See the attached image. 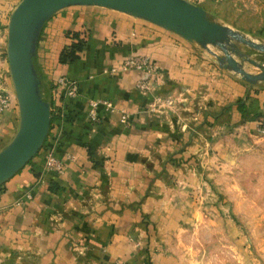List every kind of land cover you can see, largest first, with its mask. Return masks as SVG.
Listing matches in <instances>:
<instances>
[{"label":"crops","instance_id":"1","mask_svg":"<svg viewBox=\"0 0 264 264\" xmlns=\"http://www.w3.org/2000/svg\"><path fill=\"white\" fill-rule=\"evenodd\" d=\"M186 1L209 16L206 5L220 0ZM14 7L0 0L5 44ZM73 32H85V48L74 63L60 64ZM131 55L154 63L155 94L177 96L174 109L153 113L150 98L135 87L139 73L111 72ZM35 66L43 93L61 110L41 153L0 188V264H143L147 256L152 264H180L173 238L199 224L201 207L186 194L205 185V165L215 159L213 140L228 129L255 131L257 125L242 120L235 106L226 113V127L211 115L239 99L250 117H264V88L246 95L250 86L231 76L217 78L229 75L203 58L199 45L99 7L56 12L40 33ZM60 76L76 81L75 98L64 99L56 90ZM102 99L113 109L100 106L99 121L92 124L89 102ZM121 112L129 117L126 127ZM17 127L15 108L0 116V150ZM45 153L65 162L64 173L43 169Z\"/></svg>","mask_w":264,"mask_h":264},{"label":"rangeland","instance_id":"2","mask_svg":"<svg viewBox=\"0 0 264 264\" xmlns=\"http://www.w3.org/2000/svg\"><path fill=\"white\" fill-rule=\"evenodd\" d=\"M19 2L11 0V8ZM206 7L210 19L225 23L248 38L264 43V0H220L210 2ZM6 45L0 34V91H5L14 102L16 98L9 76ZM238 48L248 59L264 67V55L242 45ZM210 49L222 55L218 49ZM202 55L217 65L214 56L203 48ZM235 58L247 72H260V68L245 59ZM225 73L229 76L219 73L217 78L225 80L231 76L242 85H248L239 75L231 71ZM6 81L11 85L9 89ZM262 88L264 82L250 86L246 95L261 91ZM12 108L18 110L15 102ZM252 118L247 117L255 122L263 117ZM218 123L225 127L231 125L230 114H223ZM222 135L213 140L215 159L205 165L209 169L206 170V176L203 174L202 182L205 185L201 192L194 193L192 190L186 194V200L198 203L201 213L197 226L187 225L188 232L184 237L173 238L180 264H264V133L259 134L256 128L255 131L243 128L236 133L228 129ZM180 213L181 210H178L174 216L178 217ZM142 260L143 264H152L150 256Z\"/></svg>","mask_w":264,"mask_h":264},{"label":"water","instance_id":"3","mask_svg":"<svg viewBox=\"0 0 264 264\" xmlns=\"http://www.w3.org/2000/svg\"><path fill=\"white\" fill-rule=\"evenodd\" d=\"M74 6L104 8L148 22L207 50L220 69L239 75L249 86L264 82V67L248 59L238 48L242 45L264 55V43L210 19L203 8L186 0H20L9 17L6 45L9 76L18 107V127L11 141L0 150V187L23 169L44 145L51 123V104L44 98L35 66L36 47L45 23L56 12ZM235 56L260 68V72H247Z\"/></svg>","mask_w":264,"mask_h":264},{"label":"built area","instance_id":"4","mask_svg":"<svg viewBox=\"0 0 264 264\" xmlns=\"http://www.w3.org/2000/svg\"><path fill=\"white\" fill-rule=\"evenodd\" d=\"M116 70L123 72L135 71L140 74L135 87L141 95L150 98L149 110L153 113L162 114L172 110L177 106L178 102H180L177 96H160L155 94L154 83L157 80L158 74L154 63L148 57L131 55L125 58L118 68L112 69L111 72H116ZM55 87L56 90L62 94L64 99H73L78 95V84L74 79L67 76L58 77L55 81ZM14 102L17 107L16 100ZM14 102L5 91H0V114L9 111ZM89 106L88 120L92 124H97L99 121L98 109L100 106H102L106 112L112 111L113 109L112 104L103 99L90 101ZM119 122L124 127L129 124V117L125 112H121ZM256 131L259 134L264 133V117L257 122ZM43 169L47 172L62 174L66 169V164L52 153H45Z\"/></svg>","mask_w":264,"mask_h":264},{"label":"trees","instance_id":"5","mask_svg":"<svg viewBox=\"0 0 264 264\" xmlns=\"http://www.w3.org/2000/svg\"><path fill=\"white\" fill-rule=\"evenodd\" d=\"M67 37L70 40V44L68 46H66L60 52L59 58H58L59 63L60 64H64V65L65 64H72L76 60H78V58L80 57L81 53L83 52V50L85 48L86 40H87V35L85 34V32L68 33L67 34ZM42 88H43V85H42ZM44 98L46 100H48L50 102V104H51V108H52V112H51V122H52L55 117L58 118L57 115L55 114V111L57 110V113L59 115L61 109L57 108L54 105L52 99H50L47 94H46V96L44 94ZM231 106H235L236 107L237 111L241 115L242 120H246V121L249 120V119H247V117H249V115H248V112L246 110L245 101H243V100H237V102H235L233 105H230V106H228L226 108H223L221 110V112H219L217 114H213L211 116L214 119L218 120V119H220V117L223 114L227 113L231 109ZM63 108H64V104H63ZM62 117H63V119L65 118V116H62ZM251 118H252V116H251ZM254 118L255 117H253L252 119H254ZM249 121H251V120H249ZM41 151H42V149L37 153V155L35 157H37L41 153ZM32 160L29 163H31Z\"/></svg>","mask_w":264,"mask_h":264}]
</instances>
